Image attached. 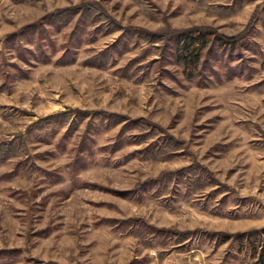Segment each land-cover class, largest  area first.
<instances>
[{
	"label": "rangeland",
	"instance_id": "374dc122",
	"mask_svg": "<svg viewBox=\"0 0 264 264\" xmlns=\"http://www.w3.org/2000/svg\"><path fill=\"white\" fill-rule=\"evenodd\" d=\"M0 264H264V0H0Z\"/></svg>",
	"mask_w": 264,
	"mask_h": 264
},
{
	"label": "trees",
	"instance_id": "16d2710c",
	"mask_svg": "<svg viewBox=\"0 0 264 264\" xmlns=\"http://www.w3.org/2000/svg\"><path fill=\"white\" fill-rule=\"evenodd\" d=\"M203 35H192V34H184L181 37L182 43V54L185 55L186 59L184 60L186 63H196L197 62V54L194 50V45L198 43V41H204Z\"/></svg>",
	"mask_w": 264,
	"mask_h": 264
}]
</instances>
